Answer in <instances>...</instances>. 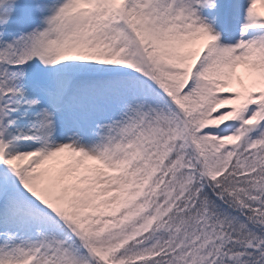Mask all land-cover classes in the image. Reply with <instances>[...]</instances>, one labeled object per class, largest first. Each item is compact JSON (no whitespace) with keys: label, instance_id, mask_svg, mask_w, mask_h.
<instances>
[{"label":"snow or ice","instance_id":"obj_1","mask_svg":"<svg viewBox=\"0 0 264 264\" xmlns=\"http://www.w3.org/2000/svg\"><path fill=\"white\" fill-rule=\"evenodd\" d=\"M0 264H264V0H0Z\"/></svg>","mask_w":264,"mask_h":264}]
</instances>
